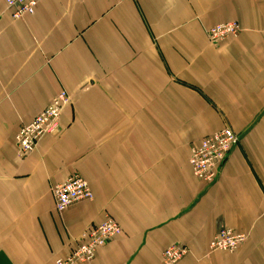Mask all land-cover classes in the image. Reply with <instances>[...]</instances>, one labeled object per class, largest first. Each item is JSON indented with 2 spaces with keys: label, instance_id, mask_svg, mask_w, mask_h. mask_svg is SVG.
<instances>
[{
  "label": "crops",
  "instance_id": "obj_1",
  "mask_svg": "<svg viewBox=\"0 0 264 264\" xmlns=\"http://www.w3.org/2000/svg\"><path fill=\"white\" fill-rule=\"evenodd\" d=\"M6 0H0V14ZM237 22V38L208 31ZM61 91L60 131L19 156L16 135ZM224 128L240 143L218 182L192 146ZM79 174L92 201L63 213L53 189ZM115 218L122 234L88 264H264V0H40L0 20V264H56ZM223 229L246 234L210 251Z\"/></svg>",
  "mask_w": 264,
  "mask_h": 264
},
{
  "label": "built area",
  "instance_id": "obj_2",
  "mask_svg": "<svg viewBox=\"0 0 264 264\" xmlns=\"http://www.w3.org/2000/svg\"><path fill=\"white\" fill-rule=\"evenodd\" d=\"M40 0H6L2 14H8L13 20H22L36 13ZM242 32L237 22L218 24L208 31L209 42L217 45L229 39L237 38ZM72 102V97L61 91L52 103L38 114L33 121L19 129L15 141L19 156L26 158L39 147L42 139L60 131V118L65 108ZM240 143L239 136L230 128H224L204 138L199 145L192 146L189 164L192 174L207 185H213L221 177L223 168L233 151ZM55 207L63 213L83 201H92L94 196L86 179L79 174L71 176L64 183L53 189ZM123 230L112 216L96 226H90L81 236V243L70 256L59 259L56 264H88L92 262L99 249L105 247L112 239L120 236ZM246 234H239L232 229L221 230L211 241L210 251L235 252L247 241ZM190 250L181 245L167 248L162 254L163 264H179Z\"/></svg>",
  "mask_w": 264,
  "mask_h": 264
}]
</instances>
